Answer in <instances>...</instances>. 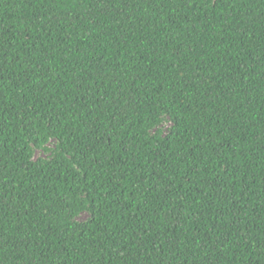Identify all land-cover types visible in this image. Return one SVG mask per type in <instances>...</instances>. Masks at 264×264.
<instances>
[{"label": "trees", "instance_id": "obj_1", "mask_svg": "<svg viewBox=\"0 0 264 264\" xmlns=\"http://www.w3.org/2000/svg\"><path fill=\"white\" fill-rule=\"evenodd\" d=\"M0 264H264V0H0Z\"/></svg>", "mask_w": 264, "mask_h": 264}, {"label": "rangeland", "instance_id": "obj_2", "mask_svg": "<svg viewBox=\"0 0 264 264\" xmlns=\"http://www.w3.org/2000/svg\"><path fill=\"white\" fill-rule=\"evenodd\" d=\"M39 157H42V155H39ZM86 219H87V216H84L83 220H86Z\"/></svg>", "mask_w": 264, "mask_h": 264}]
</instances>
